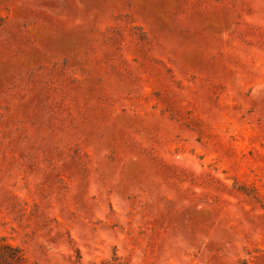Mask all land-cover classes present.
Returning <instances> with one entry per match:
<instances>
[{"label":"rangeland","instance_id":"1","mask_svg":"<svg viewBox=\"0 0 264 264\" xmlns=\"http://www.w3.org/2000/svg\"><path fill=\"white\" fill-rule=\"evenodd\" d=\"M0 264H264V0H0Z\"/></svg>","mask_w":264,"mask_h":264}]
</instances>
